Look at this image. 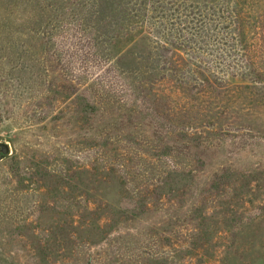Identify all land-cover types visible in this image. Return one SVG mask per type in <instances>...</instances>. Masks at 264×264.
<instances>
[{
	"label": "rangeland",
	"instance_id": "obj_1",
	"mask_svg": "<svg viewBox=\"0 0 264 264\" xmlns=\"http://www.w3.org/2000/svg\"><path fill=\"white\" fill-rule=\"evenodd\" d=\"M0 143V264H264V0H0Z\"/></svg>",
	"mask_w": 264,
	"mask_h": 264
},
{
	"label": "trees",
	"instance_id": "obj_2",
	"mask_svg": "<svg viewBox=\"0 0 264 264\" xmlns=\"http://www.w3.org/2000/svg\"><path fill=\"white\" fill-rule=\"evenodd\" d=\"M190 55H191L190 53H185V57H183L182 55H181L180 57L183 58V60H184V58H188ZM197 67H198V65H197ZM165 70L168 71V68H165ZM171 70H172V71H171ZM171 70H170V73H171V74H172L173 71H177L176 69H171ZM172 76H176V75L173 74ZM89 106L94 108L95 105H94V104H90ZM7 156H8V155H4V154H2V153H1V149H0V160L6 158Z\"/></svg>",
	"mask_w": 264,
	"mask_h": 264
},
{
	"label": "water",
	"instance_id": "obj_3",
	"mask_svg": "<svg viewBox=\"0 0 264 264\" xmlns=\"http://www.w3.org/2000/svg\"><path fill=\"white\" fill-rule=\"evenodd\" d=\"M0 149H1V152L4 154V155H7L10 153V147L8 144H5V143H0Z\"/></svg>",
	"mask_w": 264,
	"mask_h": 264
}]
</instances>
